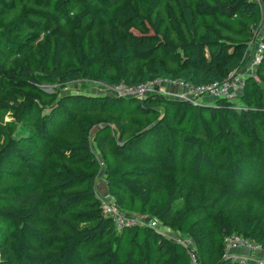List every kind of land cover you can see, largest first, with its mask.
Here are the masks:
<instances>
[{
  "label": "trees",
  "instance_id": "obj_1",
  "mask_svg": "<svg viewBox=\"0 0 264 264\" xmlns=\"http://www.w3.org/2000/svg\"><path fill=\"white\" fill-rule=\"evenodd\" d=\"M257 40L264 0H0V264H242L231 235L264 249V50L235 100L41 90L223 82ZM75 111L105 116L93 140L63 135ZM101 173L120 210L194 248L118 229Z\"/></svg>",
  "mask_w": 264,
  "mask_h": 264
},
{
  "label": "built area",
  "instance_id": "obj_2",
  "mask_svg": "<svg viewBox=\"0 0 264 264\" xmlns=\"http://www.w3.org/2000/svg\"><path fill=\"white\" fill-rule=\"evenodd\" d=\"M264 50V46L260 43L258 52L254 55L253 59V69L252 71L246 69H242V66L235 71H232L228 77L223 82H214L206 85L193 86L189 84H185L181 81H173V80H163L158 79L152 82H148L146 84L137 86V87H126L122 85L120 87H115L117 90L124 92L127 96L134 97H148V96H164L168 99H175L181 101H187L191 103L201 102L203 98L209 99H229L235 100L238 98L240 92L242 91L245 81L248 77L254 76L256 79V67L261 62V54ZM248 54V53H247ZM251 69V68H250ZM258 80V79H257ZM175 86V92H170L163 89L164 86ZM103 212L104 215L110 217L115 223L118 229H121L128 225H150L151 227H156L161 231H164L167 234V227L162 223L158 222L154 219H148L141 216H136L132 214H128L118 207L112 205L111 203L103 202ZM145 220L148 222L145 224ZM226 250L227 253L231 249L244 247L253 252H264V249L261 244L242 237L240 235H231L225 238ZM242 264H253L247 261L245 258L240 255L236 256ZM264 264V261H260Z\"/></svg>",
  "mask_w": 264,
  "mask_h": 264
},
{
  "label": "rangeland",
  "instance_id": "obj_3",
  "mask_svg": "<svg viewBox=\"0 0 264 264\" xmlns=\"http://www.w3.org/2000/svg\"><path fill=\"white\" fill-rule=\"evenodd\" d=\"M255 1H260V0H255ZM259 45H260V41L257 40L255 44H252L250 46V50L248 54H246V56L243 58V66L241 70L244 68L245 69L248 68V70L252 71L254 67L252 62L254 59V55L258 52ZM163 89L170 91V92L177 91L175 86H172V85L164 86ZM41 90L46 94H55L56 92L57 93L64 92L66 94H87L91 96L111 95V96H119V97H134V96H127L124 92L117 90L115 87H110L109 85L102 83L98 80H91V79L71 83V84L66 85V87H63V88L60 86H54V87L43 86ZM208 101H210L208 100V98H203L201 100V102H208ZM84 118L90 121L92 125L91 129H87L81 124V121ZM104 124H106L105 116H103L99 112H95L91 115L86 116L82 112L75 111L74 122L70 124L64 130L63 135H65L68 140L74 141L78 139L80 135H82L83 133H86L88 134L90 139L93 140L94 132L100 126ZM93 149H94V152L98 154L95 146H93ZM95 189H96L97 196L102 200V202L111 203L112 205L117 207L116 202L113 199H111L108 195L105 177L102 173L96 179ZM146 220H148V218ZM146 220H145V224L148 223ZM167 231H168L167 235L169 238L179 240L183 242L184 244L189 245L190 247L194 248L193 241L189 236L183 235L181 232L173 229L172 227H167ZM227 255L234 256V257L240 255L241 257L245 258L247 261L253 264H262L260 261H264V252H259V253L253 252L244 247L231 249L227 253ZM195 264H199V261H195Z\"/></svg>",
  "mask_w": 264,
  "mask_h": 264
},
{
  "label": "crops",
  "instance_id": "obj_4",
  "mask_svg": "<svg viewBox=\"0 0 264 264\" xmlns=\"http://www.w3.org/2000/svg\"><path fill=\"white\" fill-rule=\"evenodd\" d=\"M244 69H245V68H244ZM208 100L213 101V99H209V98H208Z\"/></svg>",
  "mask_w": 264,
  "mask_h": 264
}]
</instances>
